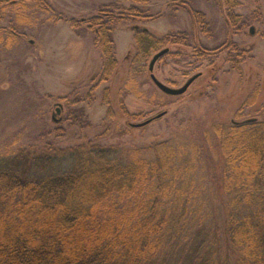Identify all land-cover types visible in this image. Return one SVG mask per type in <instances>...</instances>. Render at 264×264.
Here are the masks:
<instances>
[{"label": "rangeland", "instance_id": "rangeland-1", "mask_svg": "<svg viewBox=\"0 0 264 264\" xmlns=\"http://www.w3.org/2000/svg\"><path fill=\"white\" fill-rule=\"evenodd\" d=\"M43 3L40 9L39 0H27L28 9L10 8L0 22V169L33 176L69 170L89 151L94 159L127 163L154 159L167 147L197 160L196 184L206 197L228 201L221 189L226 146H218L217 135L264 121V0ZM134 7L151 19L133 20ZM101 11L129 17L109 23L117 66L108 79L93 29L73 23ZM144 29L156 36L187 32L189 44L138 56L135 30ZM165 48L153 70L161 82L178 88L202 73L179 96L150 77L151 59ZM162 112L146 126L130 125ZM53 155L55 162L41 163ZM217 205L209 211L223 214Z\"/></svg>", "mask_w": 264, "mask_h": 264}, {"label": "trees", "instance_id": "trees-1", "mask_svg": "<svg viewBox=\"0 0 264 264\" xmlns=\"http://www.w3.org/2000/svg\"><path fill=\"white\" fill-rule=\"evenodd\" d=\"M130 11L133 20L151 19L138 7ZM106 14L73 22L93 29L103 79L117 66L109 23L129 18ZM134 38L138 56L189 44L187 32L135 30ZM222 131L221 189L231 197L219 203L197 187V160L167 147L154 159L127 163L94 159L89 151L69 170L33 176L1 168L0 264H264V121ZM216 204L223 214L209 211Z\"/></svg>", "mask_w": 264, "mask_h": 264}, {"label": "water", "instance_id": "water-1", "mask_svg": "<svg viewBox=\"0 0 264 264\" xmlns=\"http://www.w3.org/2000/svg\"><path fill=\"white\" fill-rule=\"evenodd\" d=\"M251 32H253V29H251ZM170 51L169 48H165L159 52H157L153 58L151 59L150 61V64H149V70L151 71V74H150V77H151V80L153 81V83L161 90L163 91L164 93L168 94V95H172V96H179V95H182L184 94L188 88L191 86V84L198 78L201 76V72L197 73V74H194L192 77H190L187 82L181 86V87H178V88H174V87H170L166 84H164L163 82H161L153 73V70H154V65L156 64V62L163 56L165 55L166 53H168ZM166 112H162V113H159L158 115H156L155 117H152V118H149L143 122H140V123H131L130 125L133 126V127H143V126H146L147 124L151 123L152 121L156 120V119H159L160 117H162Z\"/></svg>", "mask_w": 264, "mask_h": 264}, {"label": "flooded vegetation", "instance_id": "flooded-vegetation-1", "mask_svg": "<svg viewBox=\"0 0 264 264\" xmlns=\"http://www.w3.org/2000/svg\"><path fill=\"white\" fill-rule=\"evenodd\" d=\"M5 0H0V22L4 19L5 17V11L8 10V9H15L17 8V11L19 10L22 11L24 10L26 7L28 9V6H26L25 4L27 3L24 2V4H21L22 0H9L8 2H4ZM46 5V4H45ZM38 8L42 9L41 8V4L38 6ZM13 21V20H12ZM14 23H19V21H17V19L15 21H13ZM14 31V30H12ZM169 53V52H168ZM167 53V54H168Z\"/></svg>", "mask_w": 264, "mask_h": 264}]
</instances>
